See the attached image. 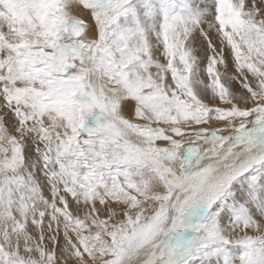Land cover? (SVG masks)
I'll return each mask as SVG.
<instances>
[{"label": "snow or ice", "instance_id": "obj_1", "mask_svg": "<svg viewBox=\"0 0 264 264\" xmlns=\"http://www.w3.org/2000/svg\"><path fill=\"white\" fill-rule=\"evenodd\" d=\"M0 264H264V0H0Z\"/></svg>", "mask_w": 264, "mask_h": 264}]
</instances>
